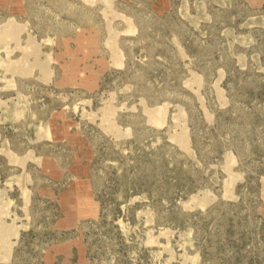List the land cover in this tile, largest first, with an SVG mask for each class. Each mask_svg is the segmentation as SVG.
Returning a JSON list of instances; mask_svg holds the SVG:
<instances>
[{
	"label": "rangeland",
	"instance_id": "rangeland-1",
	"mask_svg": "<svg viewBox=\"0 0 264 264\" xmlns=\"http://www.w3.org/2000/svg\"><path fill=\"white\" fill-rule=\"evenodd\" d=\"M0 264H264V0H0Z\"/></svg>",
	"mask_w": 264,
	"mask_h": 264
}]
</instances>
